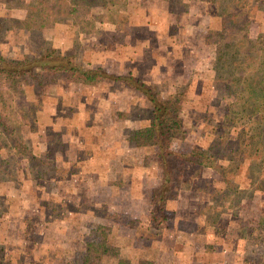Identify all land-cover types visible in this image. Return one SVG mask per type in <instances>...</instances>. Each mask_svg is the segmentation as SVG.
<instances>
[{"label": "rangeland", "instance_id": "374dc122", "mask_svg": "<svg viewBox=\"0 0 264 264\" xmlns=\"http://www.w3.org/2000/svg\"><path fill=\"white\" fill-rule=\"evenodd\" d=\"M244 1L245 12L238 17L247 22L246 34L254 39L264 32V0ZM33 2L0 0L1 28L16 31L10 35L0 30V41L12 43L11 48H1L7 50L1 56L23 60L55 49L60 55L73 56L83 67H102L108 76L86 84L67 80L56 67L43 70L36 66L33 72L23 73L17 83L1 82L0 97L9 98L3 107L4 119L13 129L0 126V264L79 263L88 241L106 262L124 258L135 264L139 257H149L155 264H197L198 252L203 264H262L264 147L262 155L239 158L243 173L236 177L240 182L237 192L224 191L222 180L211 167L186 162L177 203L166 204L163 224L150 226V206L145 201L149 185L158 183L157 168L150 164V147L140 146L132 136L127 144L130 130L120 116L129 114L147 120L150 108L138 88L109 76L131 73L148 83L143 74L149 69L143 68L142 62L134 72L126 66L118 68L113 57L119 52L124 56L128 48L134 47L149 65L153 60L151 50L147 45L142 49L141 42L149 38L150 48L164 56L167 46H159L160 42L165 44L166 37L156 40L149 15L153 19L169 12L179 16L180 26L177 23L168 27L177 32L190 8V13L201 17L197 23L187 24L184 32L190 30L197 35V39L193 36V48L199 60L188 62L187 70H169L172 78L166 75L165 82L170 84L151 81L149 85L161 96L178 98L182 125L177 140L206 148L217 129L230 142L235 129L234 124L225 122V115L232 109L235 95L221 78L228 76V66H232L226 59L242 53L243 45L238 43L242 33L211 32L219 23L208 0H119L116 6L92 7L95 14H104L106 21L93 32L80 31L71 19L54 22L52 16L42 28L17 32L13 24ZM153 25L156 30L167 29L165 21L155 20ZM24 35L25 39L33 35L26 47L21 46ZM176 39L183 42L186 37L179 33ZM169 44L165 45L172 50ZM190 70H196L195 74ZM183 73L195 76L189 85L184 84L187 78ZM173 79L178 87H172ZM103 92L119 99L111 102L102 96ZM112 139L114 145L108 147ZM123 161L130 162L128 165L138 172L133 186L131 170L126 169L128 179L117 174ZM192 176L201 177L192 180ZM258 185L257 190L253 189ZM195 218L203 223L197 228ZM184 223L189 228V235L184 236L189 248L179 254L182 246L174 247V237ZM166 226L167 234L174 233L173 241L168 235L163 244L169 249H160L157 243L164 238ZM211 235L216 241L208 238Z\"/></svg>", "mask_w": 264, "mask_h": 264}, {"label": "trees", "instance_id": "16d2710c", "mask_svg": "<svg viewBox=\"0 0 264 264\" xmlns=\"http://www.w3.org/2000/svg\"><path fill=\"white\" fill-rule=\"evenodd\" d=\"M119 0H67L64 4L56 0H34L29 11L13 24L17 29L42 28L46 24L49 13L55 21L71 19L80 31L93 32L97 21H104V14H95L93 6H116ZM215 10L219 26L211 32L222 35L242 33L238 38L243 46L242 53L235 57L231 54L226 59L232 66L229 74L222 77L227 88L234 91V102L231 110L225 115V122L233 125L234 138L215 129L214 138L206 148L198 143H187L176 139L182 125L179 116L178 98L176 95L161 96L154 92L151 85L142 79L128 74H110L112 78L120 79L138 88L147 98L150 115L147 120L132 129L135 139L150 147L153 164L157 168L158 183L150 188L148 221L150 226L159 227L166 220L162 214L166 202L178 196L181 187L184 165L186 162L211 167L217 178L224 184L227 193L237 192L242 175V165L239 158L251 155H262L264 147V32L254 39L246 34L247 22L238 16H243L244 0H209ZM247 15V14H244ZM218 59H223L221 56ZM50 70L54 67L63 71L67 80L94 84L108 74L102 67H83L77 64L73 56L60 55L55 49L45 50L37 57L23 60L0 55V81L5 85L17 83L25 72H33L34 67ZM28 67V68H27ZM5 98V99H4ZM0 98V126L13 129L3 115V107L9 98ZM131 117H135L131 115ZM137 117V116H136ZM141 117V116H138ZM143 119V117H141ZM145 121V122H144ZM238 124V125H235ZM230 130V129H229ZM220 145V148H219ZM218 147V148H217ZM215 151H219L215 153ZM219 162H218V160ZM242 164H246L242 162ZM238 170L241 174H238ZM252 185V184H250ZM225 187L227 188L225 190ZM254 186L253 189H258ZM230 196V194H229ZM264 264V257L261 262ZM65 264H132L130 260L117 258V261L106 262L102 254L96 251L91 241L86 243V253L79 263ZM135 264H155L149 257H139Z\"/></svg>", "mask_w": 264, "mask_h": 264}, {"label": "crops", "instance_id": "0c3cea01", "mask_svg": "<svg viewBox=\"0 0 264 264\" xmlns=\"http://www.w3.org/2000/svg\"><path fill=\"white\" fill-rule=\"evenodd\" d=\"M198 1H201V0H198ZM208 2H209V0H208ZM210 3V2H209ZM211 7V5L209 4V8ZM194 9V8H193ZM197 9V8H196ZM189 10H190V8H188V12H187V10H186V12H185V14H184V19H185V22H183V23H181V25H182V27H180V29L181 30H179L178 29V31L177 32H173V31H169V26L170 25H172V24H177V23H179L180 21H182L181 20V18H179V16H174L173 14H172V12H169V13H167V14H160V19H153L152 18V15H149V19H150V24H151V32H152V34L154 35V37L156 38V40H161L162 38H164V37H166V41H165V44L166 43H169L170 42V44L172 45V50L170 49V46H168V45H165V44H162V42H160V48H161V46H167V48H166V52L164 53L165 55L163 56L161 53H159L160 55H156L155 54V51H154V49L155 48H150V43H151V41H150V38L148 39V40H146V39H143L141 42H142V49H144L145 47H146V45H147V47H148V49L149 50H151L150 52L152 53V62L149 64V65H147V64H145L146 62V60H144L143 59V57H142V53L141 52H139V51H135L134 49H136V48H134L133 46V48H128L127 49V51L128 52H126L127 54L126 55H124V56H120L119 54H120V52L117 54V56H114L113 57V59H115L116 61V66L118 67V68H124L125 66L127 67V68H129L130 70H132V71H134L135 72V70H139L140 69V67H139V65H140V62H142L143 63V68H146V69H149V72H145L143 75H144V79L148 82V84H151V81H154V83H163V82H165L166 80H165V78H166V75L168 76V78L169 79H171L172 77H171V73L169 72V70H172L173 68H177V69H189L188 67V62H192V60H194V61H197V60H199L198 59V57L200 56L199 54H197V50H196V48H193V45H195L194 43H195V41H193V38L196 36V39L198 38L197 37V35L193 32V31H190V30H188L187 32H184V31H186V26H188L187 24H195V23H197V20H198V18H200L201 16H200V14L199 13H195V14H192V13H190L189 12ZM198 10V9H197ZM212 14V13H211ZM5 16H7V15H5ZM5 16H3L2 17V19L1 20H5ZM50 16H52V14L51 13H49V18H50ZM189 16H190V18H189ZM209 16H211L210 14H209ZM23 17V16H22ZM212 17V16H211ZM214 17H215V15H214ZM52 19H53V21L54 22H56L55 21V19L53 18V16H52ZM165 21L166 22V26H167V29L166 30H156L155 28H154V25L152 26V22L153 21ZM200 20V19H199ZM104 22H106V21H97V23H96V28H97V25L99 24V23H104ZM144 22V21H143ZM195 22V23H194ZM199 22V21H198ZM128 24H131V22H128ZM179 26H180V23H179ZM0 28H1V25H0ZM0 30H5L6 32H8L10 35H12V33L13 32H16L15 30H11V28H8V27H5V28H1ZM19 31H23V30H18L17 32H19ZM122 31V30H121ZM127 32H128V30H127ZM179 33H182L183 34V37H186V39L182 42V39H181V41H178V39H176V37H178V34ZM185 33V34H184ZM26 35H28L27 33H25ZM131 34H133V32H131L129 35H128V37H130L131 36ZM14 35V34H13ZM26 35H24V39H23V41H22V43L23 44H21V46L22 47H26L27 46V44H28V42H30V40L29 39H31L32 40V36H30V37H28L27 39H25V36ZM194 36V37H193ZM168 39H170V40H168ZM15 41V40H14ZM14 41H12L13 42V44H14ZM27 43V44H26ZM10 44H12L11 43V40H8V41H6L5 43H3V42H1L0 41V50H1V48H3V47H5V46H7V47H10L9 45ZM169 44V45H170ZM98 45V44H97ZM117 45V44H116ZM98 47V46H97ZM152 47V46H151ZM11 48V47H10ZM138 48V47H137ZM159 48V49H160ZM179 48V49H178ZM131 49V50H130ZM178 49V50H177ZM7 50L6 49H4L3 51H0V55L3 53V52H6ZM178 51L180 52V56H178L177 57V53H178ZM5 54V53H4ZM131 54L132 55H135V56H133L134 57V59L135 60H132V56H131ZM33 55H36V54H33ZM39 55V54H38ZM113 55H114V53H113ZM36 57V56H35ZM141 58V59H140ZM140 61V62H139ZM168 70V71H167ZM195 71L196 70H194L193 72L190 70V72L191 73H193V74H195ZM189 74L188 76H187V73H183V75L182 76H186V78H187V81H186V83H184V84H186V85H189L193 80H194V78H195V76H192V74ZM167 78V79H168ZM190 78V79H189ZM189 79V80H188ZM190 82V83H189ZM164 84H166V85H168V84H170V82H165ZM178 81L176 80V81H174V79L171 81V85H172V87H173V85L175 86V87H178ZM161 85H163V84H161ZM0 86H1V81H0ZM170 90H171V88H170ZM102 96L103 97H106V98H108V100L109 101H111V102H116L117 100H116V98L117 99H119L118 97H117V95L115 96L114 94H110V93H106V92H103L102 93ZM1 98V97H0ZM98 112V111H97ZM99 113V112H98ZM21 115H22V113H21ZM120 116H123L122 118H123V121L125 122V124L127 125V126H129V130H130V132H129V137H130V140H129V142H127V144H129L130 145V142H131V136H132V138L135 140V141H137V143L139 142V145L140 146H144V147H146L145 145H143L139 140H137V139H135L134 138V136H133V134H132V129L134 128V127H136V126H138L140 123H141V121H142V118L141 117H131V115H129V114H127V115H120ZM126 125H125V127L123 128V127H121L120 129H118L117 130V132H120V131H123V129H125L126 128ZM126 131V130H125ZM124 135V134H123ZM124 137H126V136H124ZM112 142H109L110 143V145L108 146V147H113V139L111 140ZM95 144V143H94ZM117 145V144H116ZM114 146V149H117L118 150V147L119 146ZM94 159H96V156H95V158ZM93 159V160H94ZM130 162H122V167L119 169L120 171H118L117 172V174L118 175H120L121 177H126V179H128V177H127V172H126V169H128V170H131L132 172H133V175H132V178H131V181H132V186H133V184L135 183V181L137 180L136 178H135V174L136 173H138L135 169H134V166L133 167H130L128 164H129ZM151 164V166L153 167V166H155L153 163H150ZM150 164H148V165H150ZM132 168V169H131ZM155 173V172H154ZM117 175V176H118ZM155 176H157V174L155 173ZM201 176H192V180L193 179H197V178H200ZM157 180H158V177H157ZM153 185H156L155 183H151L150 185H149V188H151ZM180 196V195H179ZM175 201H176V203H177V201H178V198L176 197V198H174V199H169L167 202H166V204H167V206H170V205H172V204H174L175 203ZM184 214L182 213L181 214V216L182 217H184L183 216ZM180 216V215H179ZM186 217H187V215H186ZM193 224L195 225V228H197L199 225H202L199 221H198V218H195L194 220H193ZM171 226V225H170ZM208 226H210V225H207V227ZM188 231H189V228H186V224L184 223V225H183V227H181V230L178 232L179 233V235L175 238L174 237V241H175V243H174V247L176 246V244H179V245H181L182 246V248H181V250H179L180 251V253L179 254H184V253H186V252H188L187 251V249L189 248V242L184 238V236H185V234H187V235H189L188 234ZM167 232H169V230H168V227L166 226L165 227V230H164V238L159 242V243H157V244H160L158 247L160 248V249H169V246H168V248L166 247V246H164V244H163V240L164 239H166L167 237H168V235H170V237H171V235H172V237L170 238V241H173V234L172 233H168L167 234ZM181 235V236H180ZM208 235V234H207ZM180 236V237H179ZM182 237V238H181ZM215 236H213V235H211L210 237H208L209 239H214V240H212V241H216L215 240V238H214ZM171 244H173V242H171ZM188 246V247H187ZM173 247V248H174ZM197 257H198V259L195 261L197 264L199 263V264H203V262L202 261H199V259H200V257H199V254H198V252H197Z\"/></svg>", "mask_w": 264, "mask_h": 264}]
</instances>
